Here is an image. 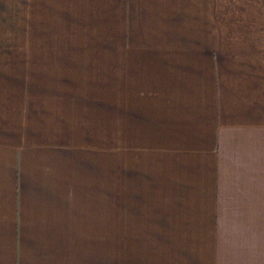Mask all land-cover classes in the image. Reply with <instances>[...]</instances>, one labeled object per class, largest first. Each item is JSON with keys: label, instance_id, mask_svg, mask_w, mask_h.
I'll use <instances>...</instances> for the list:
<instances>
[{"label": "crops", "instance_id": "obj_1", "mask_svg": "<svg viewBox=\"0 0 264 264\" xmlns=\"http://www.w3.org/2000/svg\"><path fill=\"white\" fill-rule=\"evenodd\" d=\"M19 1L0 0V264H264V28L195 26L188 1L152 29L132 0L122 40L93 42L81 0H55L59 39L37 14L23 38Z\"/></svg>", "mask_w": 264, "mask_h": 264}, {"label": "rangeland", "instance_id": "obj_2", "mask_svg": "<svg viewBox=\"0 0 264 264\" xmlns=\"http://www.w3.org/2000/svg\"><path fill=\"white\" fill-rule=\"evenodd\" d=\"M131 2L132 0H81L76 2L79 15L83 19L82 40H93V42L101 43L122 40V8L123 5L129 7ZM187 2L192 10L187 14V18L193 20L195 26L200 27L206 17L211 26L264 28V0H162V2L160 0H146L145 3L152 9V13L149 16L152 29L155 25H159L157 21L155 22V19L163 23L164 18L168 24H170L169 21L172 19L165 12L159 11V9L155 13L153 10L155 4L167 5L169 9H172L177 4H185ZM73 3L75 4V2ZM61 4V2H56L55 0L19 1V25L23 24L21 29L19 28V36L25 38L27 21L28 23L30 22L29 26H34L31 29H42L39 25H36L38 18H40V22L42 20L46 22L43 31L45 40H58V33L49 32L48 27L58 20L63 21V24H69L68 17H62L63 14H60L63 12ZM27 5H30L31 10H35V12L33 10L35 14L31 16L30 21L29 19L27 20ZM204 7L209 8L210 14L205 13V11L202 12ZM36 14L38 18L35 17ZM85 21L89 22L88 25L92 28L93 39H86L89 35ZM39 36L32 40H42V31ZM59 36H62V34H59ZM21 58H24V56H21Z\"/></svg>", "mask_w": 264, "mask_h": 264}]
</instances>
